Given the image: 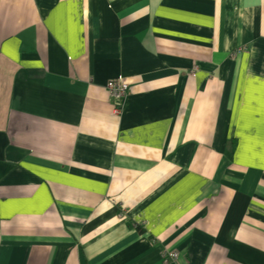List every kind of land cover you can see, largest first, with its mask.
Masks as SVG:
<instances>
[{
  "label": "crops",
  "instance_id": "obj_1",
  "mask_svg": "<svg viewBox=\"0 0 264 264\" xmlns=\"http://www.w3.org/2000/svg\"><path fill=\"white\" fill-rule=\"evenodd\" d=\"M171 252L264 264V0H0V264Z\"/></svg>",
  "mask_w": 264,
  "mask_h": 264
},
{
  "label": "built area",
  "instance_id": "obj_2",
  "mask_svg": "<svg viewBox=\"0 0 264 264\" xmlns=\"http://www.w3.org/2000/svg\"><path fill=\"white\" fill-rule=\"evenodd\" d=\"M106 89L110 95V97L114 100L116 103L115 113L119 112V105L121 104V101L125 97L127 93V85L123 83L120 79L116 80H109L106 83ZM177 255L173 252L165 254L162 257V261L164 264H167L169 261L175 260Z\"/></svg>",
  "mask_w": 264,
  "mask_h": 264
},
{
  "label": "rangeland",
  "instance_id": "obj_3",
  "mask_svg": "<svg viewBox=\"0 0 264 264\" xmlns=\"http://www.w3.org/2000/svg\"><path fill=\"white\" fill-rule=\"evenodd\" d=\"M116 79H120L123 83H125V84L127 85V91H128L129 85L123 80L124 78H122V77H117ZM116 79H114V80H116ZM111 80H113V79H111ZM108 81H109V80H108ZM108 81H107V82H108ZM107 82H106V83H107ZM105 87H106V84H105ZM126 94H127V93H126ZM125 96H126V95H125ZM123 99H124V98H123ZM122 101H123V100H122ZM122 101H121V102H122ZM120 105H121V104H120ZM120 105H119V112H120ZM115 107H116V106H115ZM119 112H118V113H119ZM173 253L176 254V252H173ZM176 255H177V254H176ZM176 258H177V257H176Z\"/></svg>",
  "mask_w": 264,
  "mask_h": 264
},
{
  "label": "trees",
  "instance_id": "obj_4",
  "mask_svg": "<svg viewBox=\"0 0 264 264\" xmlns=\"http://www.w3.org/2000/svg\"><path fill=\"white\" fill-rule=\"evenodd\" d=\"M138 228V227H137ZM139 232H141L142 230L138 229Z\"/></svg>",
  "mask_w": 264,
  "mask_h": 264
}]
</instances>
